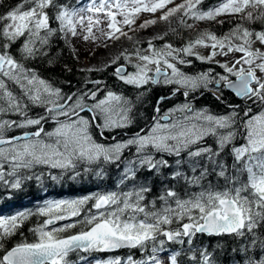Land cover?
Segmentation results:
<instances>
[{
  "label": "snow or ice",
  "instance_id": "6c2138e0",
  "mask_svg": "<svg viewBox=\"0 0 264 264\" xmlns=\"http://www.w3.org/2000/svg\"><path fill=\"white\" fill-rule=\"evenodd\" d=\"M204 2L0 0V197L30 181L88 176L105 184L115 174L103 190L0 215V264H71L73 254L89 264L94 253L121 249L130 254L93 264H223L224 256L264 264V0ZM144 14L153 18L139 29L173 19L177 27L103 67L79 69L111 67L134 96L101 79L84 77L74 88L53 75L57 67L72 73L62 61L65 49L79 61L75 41L132 39ZM180 29L195 35L165 39ZM156 86L168 94L141 125L139 108ZM209 94L222 111L197 106ZM33 217L41 221L28 239L21 229ZM205 237L226 244L209 246Z\"/></svg>",
  "mask_w": 264,
  "mask_h": 264
},
{
  "label": "trees",
  "instance_id": "16d2710c",
  "mask_svg": "<svg viewBox=\"0 0 264 264\" xmlns=\"http://www.w3.org/2000/svg\"><path fill=\"white\" fill-rule=\"evenodd\" d=\"M218 0H205L204 7H211L212 5L216 4ZM199 28L202 27H212L214 31L218 33L227 31L228 25L225 24L223 26L217 27L216 25H206L200 24L198 25ZM180 35L174 36L169 34L165 37V39L169 42H173L174 44H179L184 40L188 39L191 36L195 35L194 31H189L186 29H180ZM155 43L159 46L163 41L156 40ZM75 47L78 49L77 42H75ZM64 59L62 63L66 62L69 67H72L73 71L71 74L61 72L60 68L57 67L53 75L60 77L61 79H68L71 80L73 87H79L80 82L84 79V77H88L89 79H101L103 80L109 87L117 88L119 82L115 80L112 76L113 69L111 67L107 68L105 71L100 72H91V73H81L79 69V63L72 57L71 53L65 49L63 53ZM203 67H207V65H200L197 64L196 69H200ZM131 68H129L130 70ZM219 71V69H218ZM91 87V85H89ZM67 90V89H66ZM118 91L124 92L126 95L134 96L135 90L131 87H125L123 85H119L117 88ZM168 89L163 87H153L150 94L144 100L142 106L139 108V111L143 113L139 123L142 125L145 118H148L152 115V108L155 105V102L159 96L167 95ZM225 96L228 100L232 103H239L240 101L237 100L230 92H225ZM183 98H173L171 100L165 101L161 108L162 110H166L173 106L175 103H179ZM208 105L213 111H222V106H218L217 103L213 100L211 95H205L203 98H198L197 106ZM136 129H132L135 131ZM115 179V174L113 172L112 180ZM112 180H108L105 184L108 187L112 186ZM105 184H101L100 181L95 180L92 177L85 176L81 179L76 181H70L68 179H64L60 182H54L51 180L45 179L43 185L37 184L35 181L28 182L24 189L18 193H15L11 199L0 197V215L2 216H9L18 211L24 209H34L38 201L42 198V196H49V197H60V196H68V197H82L87 195L91 192H95L97 190H103ZM41 221L40 217H33L30 221L26 222L24 227L21 231L24 233V237L31 239V233L28 229L34 226L36 223ZM23 237L18 233L15 237L7 242V246H11L12 244L18 242ZM204 243L208 244L209 246H214L216 243H224L226 241H218L217 238H203ZM129 253L127 249H121L114 252H106V253H94L92 254L91 258L94 261L95 259H107L108 257L114 256H121L126 257ZM131 254L135 256V258H140V253L137 251H133ZM90 258V260H91ZM223 264H229V258L227 256L222 257ZM71 264H80L79 256L77 254H73L70 256Z\"/></svg>",
  "mask_w": 264,
  "mask_h": 264
},
{
  "label": "rangeland",
  "instance_id": "374dc122",
  "mask_svg": "<svg viewBox=\"0 0 264 264\" xmlns=\"http://www.w3.org/2000/svg\"><path fill=\"white\" fill-rule=\"evenodd\" d=\"M179 2V0H177ZM159 15V14H157ZM153 17L144 14L137 20V23L134 27L137 28L136 32H128V29L125 28L124 31L128 32V36L132 39H128L127 37H120L119 40H107L100 42L99 45L88 42L85 43L83 41H75L78 45L77 55L79 57L78 63L80 64L79 67L83 68H90V67H103V65L107 64L112 58L118 55L120 52L127 49L128 51L133 50V46L136 41H140V43L136 46L141 48H146L147 43L146 41L162 35L163 33L167 32L170 27L176 28L177 22L175 19L172 20L171 25L167 22L158 21L155 25H150L146 29H139V25L143 23L144 19H151ZM191 23V21H189ZM204 28V27H202ZM171 34V33H169ZM168 34V35H169ZM104 43H107L108 47H104ZM123 63V61H121ZM129 70V69H128ZM130 69L129 71H131ZM218 70V69H217ZM77 197H68V196H60V197H47L42 196V198L38 201V204H42L45 200H59V199H74ZM79 256V254H77ZM93 260H89V264H93Z\"/></svg>",
  "mask_w": 264,
  "mask_h": 264
}]
</instances>
